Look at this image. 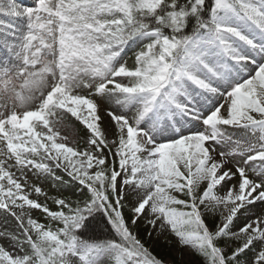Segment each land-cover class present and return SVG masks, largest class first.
I'll return each mask as SVG.
<instances>
[{
    "label": "snow or ice",
    "instance_id": "obj_1",
    "mask_svg": "<svg viewBox=\"0 0 264 264\" xmlns=\"http://www.w3.org/2000/svg\"><path fill=\"white\" fill-rule=\"evenodd\" d=\"M0 264H264V0H0Z\"/></svg>",
    "mask_w": 264,
    "mask_h": 264
},
{
    "label": "trees",
    "instance_id": "obj_2",
    "mask_svg": "<svg viewBox=\"0 0 264 264\" xmlns=\"http://www.w3.org/2000/svg\"><path fill=\"white\" fill-rule=\"evenodd\" d=\"M154 251L157 254H163L164 252V242H159L157 245L153 246Z\"/></svg>",
    "mask_w": 264,
    "mask_h": 264
},
{
    "label": "rangeland",
    "instance_id": "obj_3",
    "mask_svg": "<svg viewBox=\"0 0 264 264\" xmlns=\"http://www.w3.org/2000/svg\"><path fill=\"white\" fill-rule=\"evenodd\" d=\"M28 2L30 3L31 0H28ZM63 134H69V136H70V138H71V132H70V130H68V131L62 130V135H63Z\"/></svg>",
    "mask_w": 264,
    "mask_h": 264
}]
</instances>
